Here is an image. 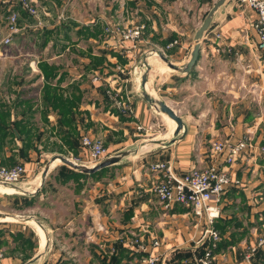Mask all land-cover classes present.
<instances>
[{"label":"crops","instance_id":"crops-1","mask_svg":"<svg viewBox=\"0 0 264 264\" xmlns=\"http://www.w3.org/2000/svg\"><path fill=\"white\" fill-rule=\"evenodd\" d=\"M33 1L37 17L19 5H0V13L8 15L6 9L11 8L18 20L20 14L42 18L43 8ZM216 1L107 0L111 8L106 15L114 23L109 29L140 26L141 37L122 42L114 34L117 44L107 42L98 55L89 51L86 62L77 61L78 65L64 59H11L7 49L13 40L3 44L6 18L0 41V167L21 164L31 177L50 165L44 183L56 181L55 189L45 194L36 189L34 198L62 197L67 191L77 196L78 204L49 203L46 221L0 213L16 217L0 221V264H139L140 254L125 245L134 239L159 256V264H186L203 252L202 242L184 245L194 230L187 237L183 230L190 220L205 227L206 221L194 217L188 207L160 202L152 188L162 173L151 171V166L167 164L181 175L194 168L222 167V157H214V143H235L249 134L255 147L264 144L263 120L254 112L255 105L245 102L262 97L264 51L258 49L256 32L249 25L254 13L241 0H226L215 12L194 66L189 73L180 71L190 59L195 32ZM17 29L12 39L25 30L18 21ZM39 31L44 35L40 49H46L45 37L59 33L57 28ZM145 96L177 114L183 125L177 134L176 124ZM84 135L99 139L108 157L131 153L94 179L67 181L64 173L72 169L56 165L54 157L80 159L78 165L86 167L101 162L88 164L80 148ZM224 169L240 185L221 197L213 223L221 239L213 264H247L245 249L264 233V156L248 150ZM105 177L109 182L103 185ZM86 180H92V188L83 186ZM32 184H0V193H29ZM102 205L109 208L108 214H103ZM228 211L231 215H225ZM60 214L64 216L58 218ZM154 240L157 246H152ZM252 264H264V247L255 251Z\"/></svg>","mask_w":264,"mask_h":264},{"label":"built area","instance_id":"built-area-1","mask_svg":"<svg viewBox=\"0 0 264 264\" xmlns=\"http://www.w3.org/2000/svg\"><path fill=\"white\" fill-rule=\"evenodd\" d=\"M248 9L254 13V19L250 22V27L256 32L258 38V49L264 51V0H241ZM0 5L12 7L19 5L29 16L37 17L38 10L33 0H0ZM7 16V36L3 39V44L11 43L12 36L17 33L18 13L11 8L6 9ZM111 34H116L122 42L139 40L142 27L133 29H110ZM142 66H144L142 64ZM96 81V79H94ZM80 148L88 158V164H95L108 157V152L99 139L84 135L80 139ZM256 149L264 156V144L255 147L249 134L235 143L223 142L214 143V157H222V167L209 166L205 169H191L188 172L178 175L169 165L157 163L151 166V171L161 172V179L153 186L152 192L155 197L165 206L183 205L188 207L194 217L206 221V229L203 236L197 241V244L205 241L211 245L217 243L219 239L218 232L213 228V222L220 214V201L224 192L230 187H237L240 181L232 178L224 167L231 166L246 151ZM75 164L80 159L72 161ZM27 169L17 164L10 168L0 167V184L15 187L27 177ZM125 245L140 254L139 264H159V256L148 253L144 244L139 239L125 242ZM158 242L154 240L152 246H157ZM264 247V235L259 236L250 251L243 255V260L247 264H252L254 252L257 248ZM2 253L0 252V259ZM213 253L211 247H204L200 255H193L186 264H213Z\"/></svg>","mask_w":264,"mask_h":264},{"label":"rangeland","instance_id":"rangeland-1","mask_svg":"<svg viewBox=\"0 0 264 264\" xmlns=\"http://www.w3.org/2000/svg\"><path fill=\"white\" fill-rule=\"evenodd\" d=\"M36 1L43 8L42 18L41 16H39L38 18L39 20H41V22L36 18H32L29 17L28 15L24 16L23 14H20L18 20V26L24 27L25 30H23L20 35H16L13 37L12 45L9 46L7 49V54L10 55L11 59L13 58L18 60L56 59V61L60 59H64L70 61L71 63L76 62V64L78 65L77 61L83 60L84 63L86 62L85 59H88L86 54H88L89 51L92 54V56L93 54L98 55L100 51L105 50V47L108 46L107 42L115 45L114 42L116 43L117 40L113 37L114 35L111 34V32H109L110 30L109 27L111 28L112 24L114 23H112L109 17L106 15L108 9L111 8V4H110L108 5V9H107L105 4V1L107 0H36ZM118 1L122 3L125 0H118ZM44 9H47V12ZM44 13H48V15L44 16ZM39 15L41 14L39 13ZM7 16H8L7 14L4 15L3 13H0V41L4 35V27L6 24ZM39 23L42 26H40ZM95 24L97 25L96 26L97 29H95ZM40 28L41 29L57 28L59 30L58 34H50L47 37H45L48 40L46 49L39 48L41 39L44 38V35L41 34V31L36 33V31H38V29ZM86 28H88V32L82 31V29H86ZM97 30L100 32L97 33L96 32ZM93 34L95 35V38ZM1 45L2 44H0V47ZM82 53L84 54L82 55ZM133 71H135V73L137 74L136 68ZM262 89H263L262 97L260 100H258V98H254L256 100L251 98V99H247V101L245 102L249 103L251 107L252 105H255L254 106L255 108L253 110L254 112L260 114V117L262 118L264 123V87H262ZM162 115L165 116L164 114ZM168 120L174 123L171 119L168 118ZM56 165H64V164L59 161V163H56ZM42 170H44V167H42V169L35 171L33 176L26 177L24 181L16 185L18 188H20L23 187L24 183H26L27 181L28 182L34 181V184L29 186L31 188L28 190L29 193L23 192V194H13V195H6L0 193V213L10 214V216L19 215L25 217L35 215L39 220L46 221L45 220L47 219L46 216L49 215L50 213L48 212L49 203L51 202L64 203L66 205L67 204L71 205L73 203L78 204V202L76 201L77 196H74L67 191L62 197L49 196L47 200L45 199V197L44 199L40 200L41 197H39V198H33L32 201H30V198L28 197L32 195L35 196V194H32V190L33 191H36V189L44 190L43 193L45 194L46 191L48 192L51 189H55L53 188V186L55 185L56 181L49 180L48 182L44 183L43 180V182H41L42 179L41 177L43 173ZM52 170L53 169H51V171ZM88 178L91 177H87V179ZM99 179L100 177L97 180ZM91 181L92 180H86L85 181L86 183H84L83 186L87 187V189L92 188L93 184ZM37 182H40V184L39 185L36 184ZM108 182H109V178L105 177L103 181V185H106ZM109 187H111V185ZM83 198H88V197L86 195ZM105 199H107L106 196L103 198L102 201H104ZM86 200H87L86 202L89 201L88 199ZM20 208L26 209V211H23L22 213V211H20L21 210ZM108 210H109L108 207L102 205L103 214H108L110 212ZM231 213L232 212L228 211L227 214L225 215H231ZM63 214L67 215V212L65 213L63 212ZM64 215L60 214L58 218L59 217L62 218ZM18 220H19L18 222H21L20 221L21 219ZM7 223H11V222H7ZM187 225L189 226V228L183 230L186 234V237L187 234H189L191 228H193L194 230L193 235L189 236L186 239V241L184 240V245L188 247L189 245H194L198 239L200 240L202 238L203 232L206 229V227L198 224V222L196 223V221H191V220ZM259 232L260 234L263 233V231L262 232L258 231V233ZM262 235H264V233ZM189 239H192V242H189ZM219 239H221L220 235H219ZM219 242L220 240L213 245L207 242L206 245V240H205L202 243L204 244V247H211L213 253L214 249L216 250V247L219 244ZM253 245L252 244L249 245V247L245 249L244 254L248 253L250 251L249 249ZM102 249L106 250L103 244H102Z\"/></svg>","mask_w":264,"mask_h":264},{"label":"water","instance_id":"water-1","mask_svg":"<svg viewBox=\"0 0 264 264\" xmlns=\"http://www.w3.org/2000/svg\"><path fill=\"white\" fill-rule=\"evenodd\" d=\"M226 2V0H217L213 6L210 8V10L208 11L207 15L205 16L204 20L202 21L200 27L198 28V30L195 32L194 35V45H193V49L190 55V59L188 61V63L180 69L181 72L183 73H189L190 70L192 69V67L194 66L197 58H198V54H199V49H200V42L205 34V32L207 31V29L209 28L212 18L215 14V12L221 7L223 6V4ZM171 67V65H170ZM175 70H178L175 67H172ZM142 81H144V79H142ZM146 101H148L149 103L155 105L159 111L162 114H165L168 118H170L175 124H176V130H175V134H177L178 131H180L182 129V121L181 119L177 116V114L170 109L167 105H165L163 102L161 101H157L154 99H149L145 96ZM131 152L129 151H122L120 153H118L117 155L108 157L107 159L101 161L100 163H98L97 165L93 166V167H86V166H82V165H78L73 163L72 161L68 160L67 158L63 157V156H56L53 158L52 161H55L56 159L59 160L60 162H62L64 165H66L67 167H69L72 170H75L79 173L82 174H86V175H92L95 174L96 172L103 170L107 167L113 166L118 164L121 160H123L124 158L128 157L130 155ZM50 169V165H47L42 173V179L41 182H43L46 174L49 172ZM37 191V190H36ZM34 191V193L36 192ZM0 216H2L0 214Z\"/></svg>","mask_w":264,"mask_h":264},{"label":"trees","instance_id":"trees-1","mask_svg":"<svg viewBox=\"0 0 264 264\" xmlns=\"http://www.w3.org/2000/svg\"><path fill=\"white\" fill-rule=\"evenodd\" d=\"M108 168V167H107ZM107 168H105V169H107ZM105 169H103V170H100V171H104ZM66 170H68L66 173H64V176H66L67 178V181L68 180H75L76 182L83 176V177H91V178H93L96 174H97V172L95 173V174H92V175H86V174H82V173H78V172H76V171H73V170H69V169H66ZM100 171H98V172H100ZM81 187V186H80ZM37 194L38 193H35V196H37ZM35 196H33V197H31V199H30V201H32V199L35 197ZM206 245H207V242H206ZM203 246H204V244H203Z\"/></svg>","mask_w":264,"mask_h":264},{"label":"bare ground","instance_id":"bare-ground-1","mask_svg":"<svg viewBox=\"0 0 264 264\" xmlns=\"http://www.w3.org/2000/svg\"><path fill=\"white\" fill-rule=\"evenodd\" d=\"M165 115V114H164ZM166 116V115H165ZM167 117V116H166ZM170 119V118H169ZM52 162H59V160H55ZM10 219H16V217H9V216H0V221H4V220H10ZM29 220V219H28Z\"/></svg>","mask_w":264,"mask_h":264}]
</instances>
